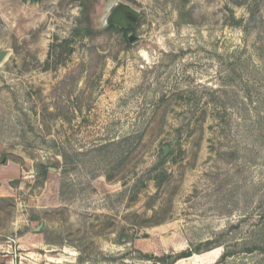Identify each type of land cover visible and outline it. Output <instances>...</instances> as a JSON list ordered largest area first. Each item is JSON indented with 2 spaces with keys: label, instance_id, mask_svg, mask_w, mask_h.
<instances>
[{
  "label": "rangeland",
  "instance_id": "374dc122",
  "mask_svg": "<svg viewBox=\"0 0 264 264\" xmlns=\"http://www.w3.org/2000/svg\"><path fill=\"white\" fill-rule=\"evenodd\" d=\"M0 51V264H264V0H0Z\"/></svg>",
  "mask_w": 264,
  "mask_h": 264
},
{
  "label": "water",
  "instance_id": "95a60500",
  "mask_svg": "<svg viewBox=\"0 0 264 264\" xmlns=\"http://www.w3.org/2000/svg\"><path fill=\"white\" fill-rule=\"evenodd\" d=\"M139 14L137 11L131 9L127 5H120L114 8L109 16L110 25L116 26L125 31H132L138 21ZM135 37L131 35L129 41H132ZM6 51H0V64L6 57Z\"/></svg>",
  "mask_w": 264,
  "mask_h": 264
},
{
  "label": "trees",
  "instance_id": "16d2710c",
  "mask_svg": "<svg viewBox=\"0 0 264 264\" xmlns=\"http://www.w3.org/2000/svg\"><path fill=\"white\" fill-rule=\"evenodd\" d=\"M30 1H37V0H30ZM86 11V10H85ZM86 13V12H85ZM90 28V26L89 25H87V27H76L75 29H73V31H72V35L73 36H77L79 33H81L82 31L84 32V34L86 35V34H88V33H90V30L91 29H89ZM108 29H110V30H116V31H118V32H120V33H122V34H124V35H126L127 34V31H125V30H123V29H120V28H118V27H116V26H110V27H108ZM129 39V38H128ZM68 42H69V40L67 39V40H64V44H68ZM56 45H54V46H52V48H57V47H55ZM37 169H39L40 170V172H41V177H42V179L43 180H45V178L47 177V170H48V168L45 166V165H42V164H38L37 165ZM255 249H257V248H255ZM252 250H254L253 248H251V249H247V252H252ZM197 252V251H196ZM195 252L194 251H190V250H186V251H183V252H181V253H179V254H177L176 255V257L173 259V261H168V259H169V256H163L162 258H159L158 260H161V262H163V264H171V263H173V262H176V261H178V260H181V259H185V258H189V257H191L193 254H194ZM229 255L228 254H225V255H223V259H225V258H227Z\"/></svg>",
  "mask_w": 264,
  "mask_h": 264
},
{
  "label": "flooded vegetation",
  "instance_id": "af4514ba",
  "mask_svg": "<svg viewBox=\"0 0 264 264\" xmlns=\"http://www.w3.org/2000/svg\"><path fill=\"white\" fill-rule=\"evenodd\" d=\"M128 32V31H127Z\"/></svg>",
  "mask_w": 264,
  "mask_h": 264
}]
</instances>
